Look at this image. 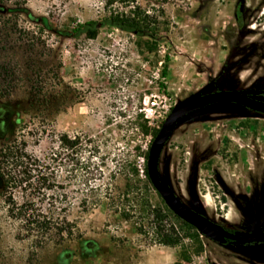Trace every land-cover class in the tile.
Returning <instances> with one entry per match:
<instances>
[{
  "label": "rangeland",
  "instance_id": "obj_1",
  "mask_svg": "<svg viewBox=\"0 0 264 264\" xmlns=\"http://www.w3.org/2000/svg\"><path fill=\"white\" fill-rule=\"evenodd\" d=\"M139 2L161 27L157 44L112 26L94 39L64 34L103 15V0H0V145L15 138L47 167L53 186L32 192L36 206L74 230L63 240L29 232L0 180V264H264V246L218 243L168 212L137 155L188 96L264 89V0ZM63 134L80 137L74 150ZM160 171L187 205L240 227V195L264 193V114L217 104L190 115ZM169 230L176 244L160 241Z\"/></svg>",
  "mask_w": 264,
  "mask_h": 264
},
{
  "label": "trees",
  "instance_id": "obj_2",
  "mask_svg": "<svg viewBox=\"0 0 264 264\" xmlns=\"http://www.w3.org/2000/svg\"><path fill=\"white\" fill-rule=\"evenodd\" d=\"M103 1L105 8L103 15L79 23L72 32L64 31V34L75 37L85 35L88 38L94 39L103 27L112 26L122 31L136 34L141 38H148L151 42L150 44L158 43L161 27L154 15L144 8L139 0ZM118 2L121 3L122 7L117 9L115 5ZM22 10L29 17L33 18V15L26 8ZM18 30L20 36L22 34L30 35L31 33L29 29H25L24 27H20ZM4 68V66L0 65V73L4 71ZM163 73L167 74L166 68ZM141 127L143 133L148 134L151 132L147 122L142 124ZM157 132H152L154 137ZM60 143L64 149L74 150L80 143V137L73 138L68 134H63L60 137ZM148 153L149 151H141V147H137V155L142 156L145 160L144 174L147 181L151 182L147 168ZM133 164L134 171L138 175L137 160L134 159ZM44 168L47 167L41 166L38 159L28 153L24 143L18 142L17 139H8L0 145V180L3 186V193L7 195V202L12 205L9 209L10 215L13 218L20 219L23 226L29 232H35L34 235L37 237L46 238L49 234V236L55 239L63 240L66 237L74 235L73 223L66 216L57 217L50 211H44L41 207L36 206L34 201L36 193L32 192L38 190L37 193H41V190L51 189L53 186L49 173L44 171ZM16 190H20L27 195L22 203L16 201ZM97 200L99 201V199ZM166 209L172 214V211L168 207ZM173 215L178 217L174 213ZM183 223L189 227H193L185 221ZM160 241L165 245H173L178 242V239L169 230L162 234Z\"/></svg>",
  "mask_w": 264,
  "mask_h": 264
},
{
  "label": "water",
  "instance_id": "obj_3",
  "mask_svg": "<svg viewBox=\"0 0 264 264\" xmlns=\"http://www.w3.org/2000/svg\"><path fill=\"white\" fill-rule=\"evenodd\" d=\"M240 1L243 8L244 0ZM263 92V89L257 88H234L221 89L204 94H192L174 105L149 148L148 175L152 185L164 199L168 208L179 218L195 227L200 233L221 244H225L227 239H231L236 245L264 241V230L257 222H254L250 232L237 231L231 233L218 222L187 205L161 174L160 161L162 152L175 129L183 121L199 111L212 110L217 104H236L264 114V100L259 97Z\"/></svg>",
  "mask_w": 264,
  "mask_h": 264
},
{
  "label": "flooded vegetation",
  "instance_id": "obj_4",
  "mask_svg": "<svg viewBox=\"0 0 264 264\" xmlns=\"http://www.w3.org/2000/svg\"><path fill=\"white\" fill-rule=\"evenodd\" d=\"M240 9H242V4ZM263 95L264 92L260 96ZM229 192L231 195L235 194L231 189H229ZM238 206L240 210L244 212L246 221L244 223H241L240 227L221 224L222 226H224L231 233H235L237 231L250 232L253 223L257 222L264 230V193L256 192L252 197L249 196V194L247 193H243L240 195V201L238 202ZM224 245H229L233 247L264 246V241H254L251 243H246L244 245H236L231 239H227V242Z\"/></svg>",
  "mask_w": 264,
  "mask_h": 264
}]
</instances>
